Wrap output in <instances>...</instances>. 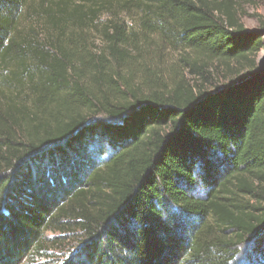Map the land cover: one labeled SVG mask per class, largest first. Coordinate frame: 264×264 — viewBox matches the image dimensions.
I'll use <instances>...</instances> for the list:
<instances>
[{"label":"trees","instance_id":"1","mask_svg":"<svg viewBox=\"0 0 264 264\" xmlns=\"http://www.w3.org/2000/svg\"><path fill=\"white\" fill-rule=\"evenodd\" d=\"M251 1L0 0V264L48 232L79 241L61 264H232L262 233Z\"/></svg>","mask_w":264,"mask_h":264},{"label":"rangeland","instance_id":"2","mask_svg":"<svg viewBox=\"0 0 264 264\" xmlns=\"http://www.w3.org/2000/svg\"><path fill=\"white\" fill-rule=\"evenodd\" d=\"M245 11L246 15L242 17V21L245 27L248 30L257 29L260 24L259 18H264V0H252L251 2H248V4L245 6ZM102 16L103 20H105L108 15H106L105 13ZM31 21L33 20H24V24L30 23ZM258 61H264V47L258 56ZM113 121L114 120L109 117L98 116L91 119L88 123V126L95 127L96 132L101 133L102 123ZM86 134L87 136L89 135V140H100L98 142L100 150H109L107 141L102 139V137H97V134H91L90 132H87ZM47 238V246L49 249L43 253V257H36L39 264H61L63 260L67 258V256H69L71 253H73L78 247L79 241L76 237H74V235H63L61 233L48 232ZM52 240H55V242L53 243ZM262 244H264V230L262 231V233H258L257 235H255V237H252L246 244L241 246L240 254L232 264H249L250 255L256 248H258Z\"/></svg>","mask_w":264,"mask_h":264}]
</instances>
